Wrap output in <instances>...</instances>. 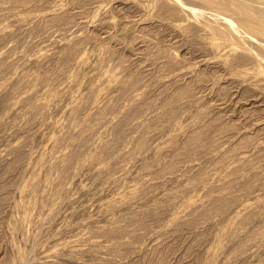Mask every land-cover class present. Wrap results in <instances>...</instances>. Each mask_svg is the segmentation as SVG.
<instances>
[{
  "label": "rangeland",
  "instance_id": "374dc122",
  "mask_svg": "<svg viewBox=\"0 0 264 264\" xmlns=\"http://www.w3.org/2000/svg\"><path fill=\"white\" fill-rule=\"evenodd\" d=\"M203 1L0 0V264H264V38L212 17L264 0Z\"/></svg>",
  "mask_w": 264,
  "mask_h": 264
},
{
  "label": "bare ground",
  "instance_id": "6f19581e",
  "mask_svg": "<svg viewBox=\"0 0 264 264\" xmlns=\"http://www.w3.org/2000/svg\"><path fill=\"white\" fill-rule=\"evenodd\" d=\"M175 1L178 2V3H180L181 5H183V7L188 8V9H187L188 11H191V9H189L188 6H192L191 8H194V7H193L194 5H191L190 3H186L188 0H187V1H185V0H175ZM184 1H185V2H184ZM189 1H191V0H189ZM202 1H203V0H202ZM203 2H205L204 4H208V3H209V4L211 5L212 9H213V5H212V4H213V3H217V1H216V2L214 1V2H213V0H204ZM203 2H202V4H203ZM207 2H208V3H207ZM232 2H233V1H232ZM196 4H198V3H196ZM222 4H223V3H222ZM199 5H200V4H199ZM217 5H218V4H216V6H217ZM220 5H221V4H220ZM220 5H218V8L220 9L221 6H222V8H223V5H221V6H220ZM203 6H204V5H203ZM207 6H208V5H207ZM219 6H220V7H219ZM224 6H225V4H224ZM195 7H196V6H195ZM204 7H205V6H204ZM186 8H185V9H186ZM222 8H221V11H219L218 13H216L217 11L215 12V10H214L215 8L213 9V10H214V14L212 15L213 19L216 18V19H218V21H219V20L222 21L224 24H226V25L228 26L229 29L233 28V29H235V31H238V30H240V28H243V29L246 30L245 32H249V33H250L251 31H252V32H253V31H254V32H257V33H259L260 35L258 34L259 36H256V35L254 34V35H255V38H257L259 42H260V41L262 42V38H264V26H262V25L259 26L260 24L257 26V23L253 21L254 18H253L252 20H250L251 17H249V18H250V19H249V18H247V17H245V16H241V15H239V14H238V15L241 16V17H238V18H237V19L239 20V21H238L239 25H237V24H236L237 21H236V19H235L236 16H234V19H235L236 22L234 21V19H232V18H233V14H232V11H233V10H232V9H231L232 11L227 10L228 12L230 11V13H231V16H232V17H230L228 14H226L227 12L224 13L226 10H224V9H222ZM226 8H228V7H226ZM195 9H197V8H195ZM208 9H210V7H209ZM208 9H207V10H208ZM237 9H238V8H237ZM198 10H199V9H198ZM203 10H204V12H203ZM205 10H206V7L203 8V9H200V11H202L203 13H205V16H206V12H205ZM210 10H211V9H210ZM222 10H223V11H222ZM192 12L194 13V11H192ZM197 12H199V11H197ZM212 12H213V11H212ZM233 12H235V11H233ZM242 12H243V11H242ZM242 12H241V13H242ZM215 13H216V14H215ZM235 13L237 14V12H235ZM244 14H245V13H244ZM198 15H199V14H198ZM203 15H204V14H203ZM238 15H237V16H238ZM208 16H209V15H208ZM246 16H248V15H246ZM205 18H206V17H205ZM208 18H210V17H208ZM216 19H215V20H216ZM205 20H206V19H205ZM218 21H217V23H218ZM222 22H220V23H222ZM256 26H257V27H256ZM213 27H214V26H213ZM225 27H226V26H225ZM217 28H218V27H217ZM228 28L226 27V29H228ZM233 29H231L230 31H232ZM217 30H218V29H217ZM238 32H239V31H238ZM242 32H243V31H242ZM254 32H253V33H254ZM224 33H225V32H224ZM232 33H233V32H232ZM232 33H231V34H232ZM243 35H244V34H243ZM242 37H243V36H242ZM245 37H246L249 41H250V40H251V41H254V40H255V38H254L253 36H252V37H253V38H252V37H250V36L247 35V34L245 35ZM263 40H264V39H263ZM257 43H258V42H257ZM263 43H264V41H263ZM258 44H259V43H258Z\"/></svg>",
  "mask_w": 264,
  "mask_h": 264
}]
</instances>
